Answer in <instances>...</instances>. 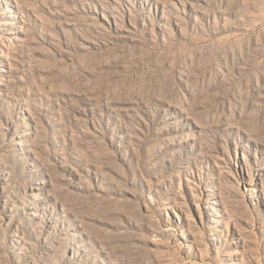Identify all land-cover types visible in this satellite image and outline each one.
Listing matches in <instances>:
<instances>
[{"label": "rangeland", "instance_id": "rangeland-1", "mask_svg": "<svg viewBox=\"0 0 264 264\" xmlns=\"http://www.w3.org/2000/svg\"><path fill=\"white\" fill-rule=\"evenodd\" d=\"M0 264H264V0H0Z\"/></svg>", "mask_w": 264, "mask_h": 264}]
</instances>
